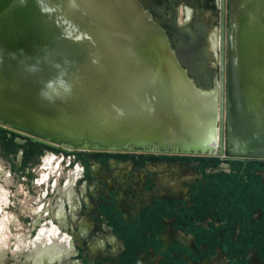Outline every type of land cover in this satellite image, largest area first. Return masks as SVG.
Masks as SVG:
<instances>
[{
  "label": "flooded vegetation",
  "instance_id": "obj_1",
  "mask_svg": "<svg viewBox=\"0 0 264 264\" xmlns=\"http://www.w3.org/2000/svg\"><path fill=\"white\" fill-rule=\"evenodd\" d=\"M139 2L213 86L229 0ZM226 131L223 149L102 150L0 123V264H264V155L230 149Z\"/></svg>",
  "mask_w": 264,
  "mask_h": 264
},
{
  "label": "water",
  "instance_id": "obj_2",
  "mask_svg": "<svg viewBox=\"0 0 264 264\" xmlns=\"http://www.w3.org/2000/svg\"><path fill=\"white\" fill-rule=\"evenodd\" d=\"M229 5L205 88L139 0H0V123L83 149L205 150L226 120L230 149L264 155V0Z\"/></svg>",
  "mask_w": 264,
  "mask_h": 264
},
{
  "label": "rangeland",
  "instance_id": "obj_3",
  "mask_svg": "<svg viewBox=\"0 0 264 264\" xmlns=\"http://www.w3.org/2000/svg\"><path fill=\"white\" fill-rule=\"evenodd\" d=\"M175 47L180 52V57H181L184 65L187 66V67H189L190 70H192V72H194V74H195L196 79L198 80V82H199V80L201 82H204V80L199 76L200 75L199 72H198V67H199L198 65H199V63L196 61L195 55H190V54H193V52H191V50H187L186 47H185V45H183V44H180V45L175 44ZM210 85H211V82H210ZM54 232H55V228L51 229L50 234L48 235L47 238H44V240H42V241L39 240V239H36L35 240V243H34V249H35L34 250V253H35L34 258H35V263H36V260H37V254H38L37 252L40 251V249L44 247V242H49L50 238H52L50 236H52V234H54ZM37 242H39V244H40L38 246L39 249H36ZM52 243L54 244V246H56V244L54 243L53 238H52ZM4 244H5L6 247H11V245H12L11 239L9 237H6V239L4 240ZM23 255H24V253L17 254V256H20V257L23 256Z\"/></svg>",
  "mask_w": 264,
  "mask_h": 264
}]
</instances>
